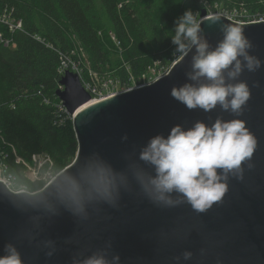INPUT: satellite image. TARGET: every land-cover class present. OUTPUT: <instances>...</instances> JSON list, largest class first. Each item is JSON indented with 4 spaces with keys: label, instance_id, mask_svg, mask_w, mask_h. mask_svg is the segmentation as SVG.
Listing matches in <instances>:
<instances>
[{
    "label": "water",
    "instance_id": "water-1",
    "mask_svg": "<svg viewBox=\"0 0 264 264\" xmlns=\"http://www.w3.org/2000/svg\"><path fill=\"white\" fill-rule=\"evenodd\" d=\"M209 17L201 10L198 21L211 48L223 39L221 25L238 26L253 45L249 54L261 61L238 78L251 91L243 114L219 105L189 110L171 96L173 87L197 83L187 76L194 47L153 84L99 102L65 72L57 97L73 117L75 158L38 192L15 194L0 182V257L11 244L22 264H85L93 256L107 264H264V22L242 25L217 16L211 24ZM217 118L244 120L257 140L242 170L228 174L222 201L201 213L177 192L166 194L172 204L158 200L150 184L155 168L140 159L144 147L176 125L211 127Z\"/></svg>",
    "mask_w": 264,
    "mask_h": 264
},
{
    "label": "trees",
    "instance_id": "trees-1",
    "mask_svg": "<svg viewBox=\"0 0 264 264\" xmlns=\"http://www.w3.org/2000/svg\"><path fill=\"white\" fill-rule=\"evenodd\" d=\"M206 6L264 12V0H0V36L9 42L0 43V154L8 173L34 193L44 182L23 173L33 156L50 161L41 175H57L75 158L72 122L56 114L61 58L74 60L87 83L91 74L109 75L127 87L154 64L171 65L178 18Z\"/></svg>",
    "mask_w": 264,
    "mask_h": 264
},
{
    "label": "clouds",
    "instance_id": "clouds-1",
    "mask_svg": "<svg viewBox=\"0 0 264 264\" xmlns=\"http://www.w3.org/2000/svg\"><path fill=\"white\" fill-rule=\"evenodd\" d=\"M198 15V12L194 14L190 9L186 10L178 18L172 37V43L177 46L176 53L181 58L195 48L192 71L187 76L197 83L173 87L171 96L189 110L200 108L211 112L219 105L223 111L242 115L251 91L247 82L238 78L245 68L256 71L261 61L249 54L253 45L238 26L221 25L223 39L211 48L202 35L203 21L197 20ZM209 22L215 24L219 17L211 16ZM202 78L206 82H201ZM123 139H127L126 134ZM256 147L257 140L244 120L217 118L211 127L197 121L190 129L184 130L176 125L167 137H152L140 153V159L155 168L156 175L150 178V184L159 194L158 200L172 204L166 194L177 192L195 211L202 213L222 201L228 190V174L240 172L243 162L253 156ZM69 195L76 203L77 211L82 212L83 206L76 193ZM7 251L8 255L0 257V264H22L19 253L11 244L7 245ZM191 256L190 252L184 253L185 259ZM85 264L107 262L103 256H93Z\"/></svg>",
    "mask_w": 264,
    "mask_h": 264
},
{
    "label": "built area",
    "instance_id": "built-area-1",
    "mask_svg": "<svg viewBox=\"0 0 264 264\" xmlns=\"http://www.w3.org/2000/svg\"><path fill=\"white\" fill-rule=\"evenodd\" d=\"M212 16H222V17H224L230 21H233L235 23L242 24V25L264 22V12L261 14L257 13V14L252 15L248 11H246L245 9H241V10L232 9V10H230V12H223V11L220 13L215 12L214 15H212ZM18 28H20V23H17L15 26L14 25L10 26L11 30L18 29ZM2 42H3L4 46L9 45V42L3 41L1 39V36H0V43H2ZM180 58H181V56L179 58H177V60L172 62V64L167 69L157 70L156 65L154 64L153 66L149 67L147 69V71L137 79V81L130 77V85L127 87L120 85V83L116 82V86L122 88L121 91H119V92L116 90L114 92L108 93L109 90L115 86V85L112 86L113 83L110 80H108L105 83H103V82L99 83L97 85H95L92 80H91L92 83H86V84L84 83L83 84L81 82V84H82L83 88L85 89V91L91 96L92 102H99L101 100H104V99L109 98L111 96H114L116 94L124 93L130 89H138V88H142V87L149 86V85L153 84L156 80L164 77L168 73L170 67L175 62H177ZM65 72H71V73L77 75L79 77V79H81V70H80L78 64L74 60H71L70 57H67V56L65 58L64 57L61 58V67L59 69V73L62 76L64 75ZM101 81H103V79H101ZM60 88H61V86H60ZM60 90H62V88ZM56 114L59 115V117H61L62 120H64V118L65 119L68 118L72 122L73 117L64 108L62 102H60V105H56ZM3 159H4V156L2 154H0V182L3 183V185L12 193H15V194L30 193L24 184L23 185L18 184L17 181L15 180V178L10 173H8L7 167L3 163ZM37 159L42 160V162L39 163L38 168H36L35 165L33 167L26 165V170L23 172L24 177L31 182H34L35 180L29 179L27 176V172H29L30 169H33V171H35L38 175L37 180H42V179H40L42 177V175L40 174L39 169L42 166V164L50 162L49 159L46 157L33 156L32 160H33L34 164H35ZM16 163H20V160L17 159ZM53 179H54V177H51V179L47 182L44 180H42V181L44 182V185L46 186ZM45 182H46V184H45Z\"/></svg>",
    "mask_w": 264,
    "mask_h": 264
},
{
    "label": "rangeland",
    "instance_id": "rangeland-1",
    "mask_svg": "<svg viewBox=\"0 0 264 264\" xmlns=\"http://www.w3.org/2000/svg\"><path fill=\"white\" fill-rule=\"evenodd\" d=\"M205 10H206V15L207 16H212V15H214V13L215 12H218V13H220V12H222L221 10H218V11H214V9L213 8H211V7H208V6H206L205 7ZM197 20H198V17H197ZM185 42H187V41H185ZM177 47V46H176ZM176 47H175V50H174V52H173V55H172V62H174L175 60H177V58H179L180 57V54L179 53H176ZM172 62H171V64H172ZM87 66V65H86ZM140 77V76H139ZM91 79H92V81H93V83L95 84V85H97V84H99V83H105V82H107L108 80H110L113 84H112V86H116V82H118V80H117V78H114V77H110L109 75L108 76H104V77H101V78H97L95 75H93V74H91ZM101 79H103V81H101ZM132 79H134L133 77H132ZM80 80V82H82L83 84L85 83H87L86 81H85V79H84V77L81 75V79H79ZM113 87L112 89H110L109 90V92L108 93H111V92H114V91H121V89L122 88H120V87H118V86H116V87ZM42 162V160H36V162H35V167L36 168H38L39 167V163H41ZM55 175L56 174H54V173H52L51 171H48V172H46V173H44V174H42V177L40 178V179H42V180H44V181H49L50 179H51V177H55ZM27 176H28V178L29 179H31V180H35V181H37V179H38V175H37V173L35 172V171H33V169H30L29 170V172H27ZM46 182H45V184H46ZM44 187H45V185H44ZM43 187V188H44ZM42 188V189H43ZM27 191V190H26Z\"/></svg>",
    "mask_w": 264,
    "mask_h": 264
}]
</instances>
